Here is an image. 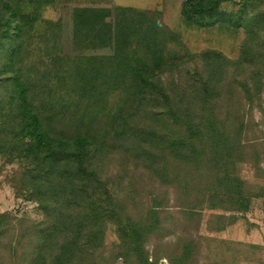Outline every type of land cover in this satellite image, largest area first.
<instances>
[{"label":"trees","instance_id":"16d2710c","mask_svg":"<svg viewBox=\"0 0 264 264\" xmlns=\"http://www.w3.org/2000/svg\"><path fill=\"white\" fill-rule=\"evenodd\" d=\"M220 4L221 0H184L183 19L203 27L219 14V19L234 23V12L219 11ZM112 9L77 6L72 19L78 49L110 47L114 53L64 55L69 60L75 57L73 64L64 71L46 73L44 83L42 77L39 81L26 75L20 66L27 34L22 10L11 0H0V52L5 68L0 74L8 72L10 77L4 78L12 84L0 102V114L6 101L15 103L12 111L19 110L9 114L16 118L14 125L7 124L6 116L0 119V152H17L22 158V194L45 213L40 221L29 220L25 226L19 222L21 231V227L13 230L8 213H0V264L8 260L10 264H100L106 258L108 228L116 236L115 257L127 264H154L146 246L162 225L161 204L134 217L130 204L112 187L115 183L94 164L100 145L95 122L107 109V105L99 106L95 114L90 112L97 101L94 98L118 95V105L110 109L113 117L108 132L128 145L134 165L144 167L151 176L177 183L188 193V182L181 181L180 174L194 171L199 181L206 175L204 192L210 209L245 211L256 195L236 173V157L247 126L241 102L253 103L258 98L257 82L256 92L247 79L231 77V84L223 85L212 70L198 66L200 87L181 90L185 103L177 104L174 85H164L161 76L167 71L171 77H184L178 66L186 63L185 57L197 55L171 50L179 36L166 27L161 11ZM238 16L237 20L244 21ZM239 21L234 24L239 26ZM251 33L256 30L252 28ZM247 53L248 46L243 56ZM199 56L207 57L204 52ZM43 93V108L38 110L32 97ZM182 206L195 210L199 205ZM226 226L223 221L220 229ZM193 239L179 237L176 248L182 252L177 261L171 259L172 264L191 263Z\"/></svg>","mask_w":264,"mask_h":264},{"label":"rangeland","instance_id":"374dc122","mask_svg":"<svg viewBox=\"0 0 264 264\" xmlns=\"http://www.w3.org/2000/svg\"><path fill=\"white\" fill-rule=\"evenodd\" d=\"M11 1L22 10L24 32L27 33L25 42L22 43L20 66L26 75L39 81L42 77L44 83L46 73L61 72L68 64H73L75 57L69 60L64 55L114 53L110 47H76L72 16L73 9L77 6L110 10L123 6L142 11H161L166 27L179 36V42L171 50L182 55H197L185 57L183 60L186 63L178 66L177 70L184 72V77H171L167 71L161 76L164 77V85H174V99L179 105L185 103V93L181 90L200 87L196 70L198 66L207 71L212 70L215 73L213 76L223 80V85L231 84V77L247 79L248 86L256 92L257 88L254 86L257 82V87L260 88L258 98L253 103L246 100L241 102V114H244L247 126L245 125L239 139L236 173L246 182L248 191L256 194L245 211L208 208V197L204 192L207 189L206 175L199 181L198 177L192 175L194 171L182 172L179 179L188 182L189 191L186 193L181 191L183 189L177 183L163 182L161 178L151 176L152 173L144 167L135 166L134 160L129 157L128 145L124 141L114 140L111 136L114 133L108 132V123H111L113 117V110L110 109L118 105V95L94 98L97 101L92 103L90 112L95 114L99 106L107 105L105 113L95 122L100 145L96 148L93 161L100 166L109 181L115 183L112 187L130 204L133 216L146 215L153 204H161L159 218L162 225L151 234L146 246L150 261L154 264H172L171 259L177 261L182 252L176 248L179 237L186 240L195 237L190 264H264V0H221L219 11L234 12V23L239 21L235 17L238 15L244 21H239L240 25L236 26L229 19H219L220 15L216 14L213 22L203 27L183 19L184 0ZM109 20L113 21V18ZM252 28L256 30L255 34L251 33ZM247 46L248 53L243 56V50ZM202 52L207 57L199 56ZM2 56L1 51L0 71L5 69ZM241 58L244 60L242 63L239 62ZM57 61L63 64L57 66ZM255 72L257 79L253 77ZM4 77H10V74H0V102L6 98L5 94L12 85ZM41 98L45 100V93L38 98L32 97L38 110L43 108ZM14 104L6 101L5 110L0 114V119L6 116L8 125L16 123V118L9 115L19 111L11 110ZM104 137L107 138L106 143ZM24 164L17 152H0V213L9 214L15 231L21 227V221L25 222V226L29 224V220L40 221L45 217L39 204L27 198L25 192L22 194L19 177ZM202 196H205L204 200L198 202ZM185 204L188 207L199 206L195 210H188L181 207ZM222 215L226 218L220 217ZM223 221L227 226L220 229ZM22 228L20 231L24 230ZM115 241L112 228H108L104 249L106 258L102 257L105 260L100 264H127L123 258L115 257ZM2 254L8 256L6 251ZM6 264H10V261Z\"/></svg>","mask_w":264,"mask_h":264}]
</instances>
